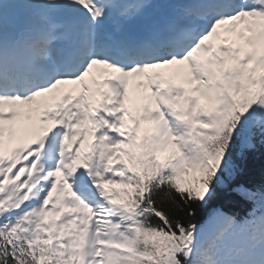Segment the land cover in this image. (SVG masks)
Here are the masks:
<instances>
[{"label": "snow or ice", "instance_id": "1", "mask_svg": "<svg viewBox=\"0 0 264 264\" xmlns=\"http://www.w3.org/2000/svg\"><path fill=\"white\" fill-rule=\"evenodd\" d=\"M257 153L264 0H0V264H264Z\"/></svg>", "mask_w": 264, "mask_h": 264}, {"label": "trees", "instance_id": "2", "mask_svg": "<svg viewBox=\"0 0 264 264\" xmlns=\"http://www.w3.org/2000/svg\"><path fill=\"white\" fill-rule=\"evenodd\" d=\"M245 166V175L242 179L259 181L264 174V156L259 153L254 156H250L247 161L243 162ZM224 205L225 207L231 208L233 211L240 212L241 208L229 204L221 194H218L211 202L210 206Z\"/></svg>", "mask_w": 264, "mask_h": 264}, {"label": "bare ground", "instance_id": "3", "mask_svg": "<svg viewBox=\"0 0 264 264\" xmlns=\"http://www.w3.org/2000/svg\"><path fill=\"white\" fill-rule=\"evenodd\" d=\"M36 123L38 122L34 116L31 119L25 118L23 121L21 119L18 120L15 127L17 129V132H22L26 126L31 125V124H36Z\"/></svg>", "mask_w": 264, "mask_h": 264}]
</instances>
